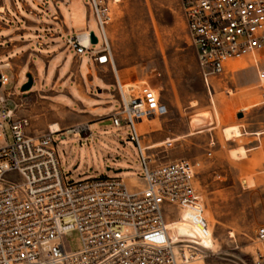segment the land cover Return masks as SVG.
Listing matches in <instances>:
<instances>
[{
	"label": "built area",
	"instance_id": "1",
	"mask_svg": "<svg viewBox=\"0 0 264 264\" xmlns=\"http://www.w3.org/2000/svg\"><path fill=\"white\" fill-rule=\"evenodd\" d=\"M89 2L103 46L90 49L93 31L85 29L68 38L66 47L77 57L90 52L95 64H111L106 0ZM177 5L207 86L228 62L250 57L258 87L264 88V68L258 63L264 53V0H177ZM7 81L0 73V87ZM115 85L120 108L110 118L115 127L130 126L129 138L138 146L142 176L136 190L120 177L68 180L52 140L56 133L49 129L33 137L25 132L28 120L15 116L18 105L1 111L0 141L6 143L0 147V264H190L208 251L201 242L213 240V228L195 189L200 162L154 164L141 147L136 126L143 118L164 115L166 106L147 84L125 89L115 76ZM10 96L0 95V106ZM262 99L264 103V94ZM4 123H9L12 142L7 141ZM66 132L87 136L89 125ZM208 145L215 146L213 138ZM178 227L194 238L176 234ZM74 232L80 249L68 246ZM255 243L252 264H264V224L256 229Z\"/></svg>",
	"mask_w": 264,
	"mask_h": 264
},
{
	"label": "rangeland",
	"instance_id": "2",
	"mask_svg": "<svg viewBox=\"0 0 264 264\" xmlns=\"http://www.w3.org/2000/svg\"><path fill=\"white\" fill-rule=\"evenodd\" d=\"M84 1L90 6L89 0ZM106 3L110 21L105 31L111 56L107 74L114 81L113 71H118L125 89L147 84L166 106L164 115L143 118L144 122L136 126L145 155L154 164H168L179 159L200 162L195 189L203 197L206 218L213 228V240L201 242L211 249L199 254L191 264H199V261L203 264H252L258 248L255 232L264 224V147L255 149L251 136H246L243 143L252 149L246 152L247 157L238 159L229 152L236 143L233 142L235 138L227 140L223 129L238 126L245 115L248 122L264 121V88L257 87L254 64L248 57L231 61L221 75L208 79L207 86L199 74L196 52L190 44L177 0H106ZM48 4L49 15L55 8L50 1ZM56 8L69 22L70 34L83 31L82 22L86 20L87 29L98 37V42L90 49L96 51L103 46L91 7L89 16L82 12L69 14L61 1ZM60 41L66 44L65 37ZM63 48L59 60L49 64V76L45 80V64L36 63L39 77L33 80L32 91L52 89L53 72L60 69L63 74L67 69L74 51ZM89 56L90 52L86 51L79 63L83 74L91 62ZM258 63L264 68V53L258 56ZM26 73H21L14 87L11 82L1 86L0 94L14 90L23 96L20 90ZM97 85L103 91L94 92L99 96L96 103L104 106L96 114L98 120L89 125V134L84 136L83 133L79 138L66 131L52 135L61 171L70 181L120 177L130 190H136L142 176L138 146L129 138L130 126L115 127L109 117L112 111L120 108V103L112 102L116 85L100 82ZM63 88L64 84L54 86L57 91ZM194 101L196 105L192 106ZM105 104L109 105L108 109ZM12 106V102L0 106V113ZM235 111L241 113L242 118H237ZM4 124L7 141L12 142L9 123ZM211 138L215 141L212 148L208 145ZM5 143L0 141V147ZM244 179H252L253 186H243ZM176 234L188 239L195 236L183 227H178ZM67 242L70 248L80 249L77 232L68 237Z\"/></svg>",
	"mask_w": 264,
	"mask_h": 264
},
{
	"label": "crops",
	"instance_id": "3",
	"mask_svg": "<svg viewBox=\"0 0 264 264\" xmlns=\"http://www.w3.org/2000/svg\"><path fill=\"white\" fill-rule=\"evenodd\" d=\"M48 1L55 8L49 15L47 14L50 9ZM59 1L69 14L82 12L90 15V6L86 5L84 0H0V73L8 78L7 85L11 82L14 87L21 73L25 71H27L25 82L27 75H31L32 80L38 79L37 62L45 64L46 71L43 78L45 80L49 76L47 72L49 64L57 62L61 57L63 47H66V44L62 45L63 42L60 39L65 37L67 41L68 38L82 32L70 34L67 27L69 22L60 9L56 8ZM44 16L50 19L44 20ZM82 27L83 30L87 29L86 20H83ZM82 58L83 55L77 57L74 53L63 74L60 73V69L55 70L51 77L53 87L50 90L32 91L31 88L23 93V96L18 95L14 90H7L0 94L7 95V92H11L12 96L5 105L9 102H12L13 106L8 108H14V104L18 105L15 116L28 120L26 134L33 137L42 136L49 129L52 130L53 125L58 126L55 133H62L66 129L80 126V124L90 125L98 120L96 114L104 105L96 103L99 96H96L94 92L98 91L99 94L103 91L97 83L115 85V76L120 81L121 79L118 71H113V81L107 74V64H95L92 61L86 73L83 74L79 68ZM63 59H66L65 54H63ZM248 60L252 63L250 57ZM230 62L227 63L228 66ZM61 84H64L61 91L54 89V86ZM57 96H61V99ZM112 102H118L117 89ZM108 107L109 105L105 104V108L108 109ZM112 113L113 111L109 117ZM238 113L235 111V115ZM245 118H247L246 115L238 126H227L223 129V135L227 140L235 138L233 142L236 143L229 152L238 159L247 157L246 152L252 149L243 143L246 136H251L256 144L255 149L264 147V121L252 123L246 121ZM242 183L245 187L253 186L252 179H244Z\"/></svg>",
	"mask_w": 264,
	"mask_h": 264
},
{
	"label": "water",
	"instance_id": "4",
	"mask_svg": "<svg viewBox=\"0 0 264 264\" xmlns=\"http://www.w3.org/2000/svg\"><path fill=\"white\" fill-rule=\"evenodd\" d=\"M90 39H91L92 45H95L97 43V37L95 36L94 32H91ZM32 84H33V80H32L31 75H27V81L24 84H22L20 91L22 93L28 92L32 88ZM236 116H237V118H242L241 113H238ZM119 171L120 170H117V172H119Z\"/></svg>",
	"mask_w": 264,
	"mask_h": 264
},
{
	"label": "bare ground",
	"instance_id": "5",
	"mask_svg": "<svg viewBox=\"0 0 264 264\" xmlns=\"http://www.w3.org/2000/svg\"><path fill=\"white\" fill-rule=\"evenodd\" d=\"M194 105H196V102L194 101V102H192V106H194ZM144 122V121H143ZM142 122V123H143ZM141 124V123H140ZM139 125V124H138ZM51 129L53 130V131H57L58 130V126L57 125H53L52 127H51ZM194 238V236L193 237H191V238H189V240H191V239H193ZM202 245H204V244H202ZM205 246V248H207L208 250H210L211 248H208L206 245H204ZM199 264H203L201 261H199L198 262ZM191 264V263H190Z\"/></svg>",
	"mask_w": 264,
	"mask_h": 264
}]
</instances>
